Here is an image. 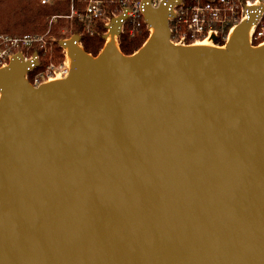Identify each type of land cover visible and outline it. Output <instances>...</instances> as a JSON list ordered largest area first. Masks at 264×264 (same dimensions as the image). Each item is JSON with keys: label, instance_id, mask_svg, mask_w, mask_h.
<instances>
[{"label": "water", "instance_id": "water-1", "mask_svg": "<svg viewBox=\"0 0 264 264\" xmlns=\"http://www.w3.org/2000/svg\"><path fill=\"white\" fill-rule=\"evenodd\" d=\"M181 2L142 0L131 56L125 11L96 57L59 43L64 80L33 88L36 54L0 69V264H264L263 8L202 49L170 41Z\"/></svg>", "mask_w": 264, "mask_h": 264}, {"label": "built area", "instance_id": "built-area-1", "mask_svg": "<svg viewBox=\"0 0 264 264\" xmlns=\"http://www.w3.org/2000/svg\"><path fill=\"white\" fill-rule=\"evenodd\" d=\"M115 5L118 16L127 11V18L122 23L121 34L124 29L130 37L136 34L137 25L134 24L138 18L142 19V0H109ZM83 5V13L80 20L101 22L105 29L102 40L107 42L108 26L112 19L109 17L101 0H80ZM163 0H151V7L157 9ZM48 0H42L45 5ZM251 8H263L258 20L253 25L254 30L251 35V42L264 41V0H182L173 8L174 18L169 20L170 41L175 46H189V43L201 41H211L219 39L224 44L227 43L229 35L242 22L247 20V11ZM77 16L76 11L72 12ZM72 16V17H73ZM143 21V19H142ZM144 23V22H143ZM127 25V26H126ZM92 36V33H89ZM41 41L42 44H41ZM46 40L24 36L21 39H12L8 36H0V69L7 66L12 56L21 53L25 61L31 60L33 55L25 57L23 50H30L33 44H37L40 49L45 45ZM108 42L106 43V45ZM38 65L30 70L26 79L33 88H39L50 82L65 79L69 73V60L67 55L65 61L57 67L48 66L44 71L39 70V59L36 56Z\"/></svg>", "mask_w": 264, "mask_h": 264}, {"label": "trees", "instance_id": "trees-1", "mask_svg": "<svg viewBox=\"0 0 264 264\" xmlns=\"http://www.w3.org/2000/svg\"><path fill=\"white\" fill-rule=\"evenodd\" d=\"M101 1L109 17L118 16L119 12L115 11L114 4L109 0ZM40 2L41 0H0V36L7 35L12 39L24 36L45 39L46 43H53L50 55L54 63L64 60L65 54L58 44L66 37H78L81 48L92 57L101 52L104 46L102 37L106 32L104 26L101 22L88 23L79 19L84 9L80 0H48L45 5ZM75 11L77 16L72 17V12ZM134 24L137 27L132 38L125 29L120 36L119 50L124 56L135 54L149 37V30L141 18ZM214 44L222 46L223 42L216 39ZM31 51L30 54L42 52L38 47ZM48 58L49 54L44 57V61L48 62Z\"/></svg>", "mask_w": 264, "mask_h": 264}, {"label": "rangeland", "instance_id": "rangeland-1", "mask_svg": "<svg viewBox=\"0 0 264 264\" xmlns=\"http://www.w3.org/2000/svg\"><path fill=\"white\" fill-rule=\"evenodd\" d=\"M42 1V0H41ZM41 3V2H40ZM42 5V4H41ZM72 16H73V14H72ZM122 34H120V36H121ZM2 36H7V35H2ZM129 36H130V33H129ZM149 37H150V31H149ZM149 37H148V39H149ZM72 37H66L65 38V40L64 41H66V40H69V39H71ZM132 38V37H131ZM118 39V41H117V49H119V44H120V37H118L117 38ZM147 39V40H148ZM42 42L43 41H41V44H42ZM49 42H51V40L49 41ZM60 43V42H59ZM202 43H204V41H201V42H197V43H192V42H190L189 43V47L190 46H193V45H199V44H202ZM210 43L214 46V47H217V48H222V47H225V44L223 43V45L222 46H218V45H215L214 44V42H211L210 41ZM52 44L53 43H45V45L42 47V49H40L39 48V46L37 45V44H33V47L32 48H35V47H38V49H40V50H42V52H39L38 51V53H32V54H30V52H32L31 50H32V48L30 49V50H23L22 52H23V54H24V56L25 57H30L31 55H34V54H36V56L38 57V59H39V64H40V67H39V70H41V71H44L48 66H50V65H53L54 67H57L59 64H61L62 62H59V61H57V62H55L54 63V61H51V49H52ZM145 44V43H144ZM264 44V41H253V42H251L250 41V45L252 46V47H260L261 45H263ZM78 45H79V47H81L80 46V41H79V43H78ZM58 46H59V44H58ZM104 47H106V42L104 41V46H103V48ZM186 47H188V46H186ZM61 49V48H60ZM62 50V49H61ZM63 51V50H62ZM102 51V50H101ZM64 52V51H63ZM47 54H49V58H48V62H45L44 61V57L47 55ZM64 60L63 61H65V56H66V53L64 52ZM99 55V54H98ZM60 80H64V79H60Z\"/></svg>", "mask_w": 264, "mask_h": 264}, {"label": "bare ground", "instance_id": "bare-ground-1", "mask_svg": "<svg viewBox=\"0 0 264 264\" xmlns=\"http://www.w3.org/2000/svg\"><path fill=\"white\" fill-rule=\"evenodd\" d=\"M253 30H254V27H252V28L250 29V31H249V34H248V37H247V41H248V42L251 41V35H252ZM152 34H153V30H151V35H152ZM151 35H150V36H151ZM232 36H233V31L230 33L228 40H230V39L232 38ZM117 38H118V37H115L114 40H113V47H114L115 49H116V47H117V41H118ZM106 41L109 42V38H108V37H107ZM107 42H106V43H107ZM263 46H264V44L261 45V47H263ZM106 47H107V46H106ZM190 48H202V49H219V50H225L226 46H225V47H222V48H216V47H214L209 41H204V43L199 44V45H193V46H191ZM76 49H78V50L81 51V48H80L78 45H77ZM65 52L67 53V50H66ZM70 64H72L71 59H69V66H70ZM56 81H60V80H56ZM56 81H53V82H56ZM50 83H51V82H50ZM1 96H2V92L0 91V98H1Z\"/></svg>", "mask_w": 264, "mask_h": 264}]
</instances>
